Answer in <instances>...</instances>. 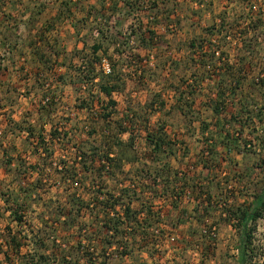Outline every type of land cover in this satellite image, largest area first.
I'll return each instance as SVG.
<instances>
[{"label":"rangeland","instance_id":"374dc122","mask_svg":"<svg viewBox=\"0 0 264 264\" xmlns=\"http://www.w3.org/2000/svg\"><path fill=\"white\" fill-rule=\"evenodd\" d=\"M104 62L118 85L106 120L101 77L83 75ZM45 94L55 105L43 115ZM147 133L162 140L155 153ZM107 144L128 158L99 178ZM181 161L211 174L194 209L215 237L209 223L161 225L162 184L175 179L178 200L199 173ZM263 184L264 0H0V264H237L233 213ZM127 203L130 220L114 224ZM252 239L251 264H264V212Z\"/></svg>","mask_w":264,"mask_h":264},{"label":"trees","instance_id":"16d2710c","mask_svg":"<svg viewBox=\"0 0 264 264\" xmlns=\"http://www.w3.org/2000/svg\"><path fill=\"white\" fill-rule=\"evenodd\" d=\"M191 46H194L193 43H191ZM100 49L99 46L97 45H92L91 50L92 52L95 54L98 50ZM47 62V61H44ZM99 62V61H98ZM90 68H86V71H83V75L84 78L87 79L88 81H92L96 76H99V78L101 77L102 81L98 83V91L102 94H104L106 96V103L104 104V102L99 99V96L96 95V99L95 101L99 102L100 104H104L103 110L107 109V112L103 113V118L106 120L108 119L112 112L108 110V108H113L115 107V101L112 99V95L113 93H115L117 91V83L114 82V78H115V68L114 66L109 67V71L107 73L104 72H99L97 74H95V70L92 67V64L90 63ZM85 72V73H84ZM54 97H48L46 96V94L44 95V101H42L41 104V109L40 112H42L44 110L43 115L46 112H52L54 109V105H55V101L53 100ZM84 105H80V108H89L85 103H82ZM218 105V104H217ZM91 106V105H90ZM92 108V107H90ZM89 108V109H90ZM219 106H216V109H218ZM46 109V111H45ZM48 109L52 110V111H48ZM47 114V113H46ZM206 128V127H205ZM19 130H23V127H19ZM28 130V134L32 135L34 134V126L33 127H27ZM57 128L54 127L53 129L49 130V135L50 137L52 136H56L55 132H56ZM125 131V128H121L119 129V132L122 133ZM40 134V133H39ZM68 132H63L64 136H67ZM103 134V133H102ZM104 136V134H103ZM152 136V135H151ZM39 137L41 138L42 142L44 141V137H43V132L39 135ZM146 140L149 142L148 146L150 147V150L155 153L156 151L160 150L161 148V139L160 137H155V139H151L149 133L146 134ZM132 138L130 139V143H122L119 142L118 144L120 146H128L131 145L132 143ZM116 155V157H115ZM121 155V154H120ZM81 158V156H80ZM128 157H119L117 150L116 149H112V145L107 144V147L101 151V156L99 158V166H97V170H98V177L101 178L100 173L104 172L105 174H109L111 177H113L115 174V170H113L114 168L116 170H121L122 166L124 165V159H127ZM8 162V161H7ZM6 162V165H8ZM94 162V161H92ZM85 166V170L88 169V167L86 165ZM147 173V172H146ZM131 181V179H130ZM134 181H132L133 184ZM108 196H106L105 201H103L104 206L106 207V209L104 210L105 213L107 212L108 215L111 214V212H109V209H113L115 203L112 202L111 203V199H113V195L111 192L107 193ZM111 198V199H110ZM97 199V198H96ZM98 200V199H97ZM118 201V200H117ZM101 202V201H100ZM116 202V201H115ZM117 203V202H116ZM17 204V203H16ZM102 204V202H101ZM19 205V204H17ZM15 205V206H17ZM103 205V204H102ZM101 205V206H102ZM19 205L17 208H11V214L13 215V217H15V219L17 220H22V215L19 213V210L21 211L23 206ZM124 208L122 211H117V213H115L117 216L115 218H113L114 220V224L116 223H122L124 221L123 217L126 218V220H130V205L129 203H127L126 205H123ZM107 210V211H106ZM264 212V184L261 188V190L256 193L253 196V199L250 201V203L244 207H242L240 210L238 209V212L233 213L234 217L237 220V226L236 224H234L237 227V233H238V245H237V249H238V259H237V264H251L252 260H253V231L255 229V222L257 219L262 217V214ZM110 220V219H109ZM125 220V219H124ZM113 225H109V224H105V226H108L110 228V232L112 234H118L120 233L119 236L122 235V230L118 231L117 233V225L114 226ZM135 231V229H134ZM112 244V241H110L108 243V245ZM47 260L43 261L42 257L40 256L38 260L34 261V259L32 258V260H26L25 264H47V263H43L46 262Z\"/></svg>","mask_w":264,"mask_h":264},{"label":"crops","instance_id":"0c3cea01","mask_svg":"<svg viewBox=\"0 0 264 264\" xmlns=\"http://www.w3.org/2000/svg\"><path fill=\"white\" fill-rule=\"evenodd\" d=\"M39 65L41 64L40 62H38ZM37 63V65H38ZM42 66V64H41ZM57 133V132H56ZM57 137V136H56ZM191 160V159H190ZM158 163V161H155ZM184 164H186L187 162V166L189 167V169H191V167L195 166L196 163H194V161H181ZM197 162V161H196ZM189 163V164H188ZM192 164V165H190ZM197 171L199 173H196L197 175H192V171L189 170L187 172L188 176H185V187H189L190 190L192 191L189 194H181L180 199H182L183 197L187 198L188 201L185 203V206H181V200L178 199H173L172 198V192H171V187L175 186V179H170V184L169 187L165 186L164 184H162V189L160 191H158V195H160L161 197H164L166 200H169V202L163 207L161 208V212H163L164 216L166 217L165 221L161 224L163 225L164 229H170V230H189V229H197L199 228V224H213V225H209L212 226L211 228H215V224L213 223V221H210L211 219L209 217H207V215H202L201 213H199L197 207L195 208V202H197L195 200V196H196V192L197 190L195 189H199L202 188L204 189L206 187V185L208 183L211 182V174L207 173L208 168L204 166V164H197ZM166 171V170H164ZM205 184V185H201V184ZM195 184V185H193ZM200 184V185H198ZM168 185V184H167ZM148 188V187H147ZM150 188V187H149ZM143 190V194L145 193H149L148 191H146V189H142ZM195 190V191H194ZM151 192V191H150ZM150 194V193H149ZM183 195V196H182ZM174 201H173V200ZM178 202H180L178 204ZM200 219V221H199ZM212 220H214V222L218 221V218L215 217V215H213ZM199 223V224H198ZM218 225V224H216ZM208 226V227H209ZM185 238V237H184ZM175 239V238H174Z\"/></svg>","mask_w":264,"mask_h":264},{"label":"built area","instance_id":"2783aa9c","mask_svg":"<svg viewBox=\"0 0 264 264\" xmlns=\"http://www.w3.org/2000/svg\"><path fill=\"white\" fill-rule=\"evenodd\" d=\"M102 68L105 72H108L109 71V65L104 62V64H102ZM215 228H212V231L210 232L211 236L212 237H215V232L213 231Z\"/></svg>","mask_w":264,"mask_h":264}]
</instances>
